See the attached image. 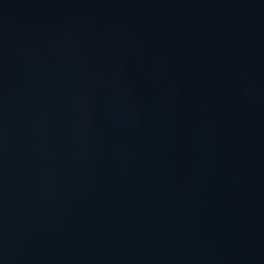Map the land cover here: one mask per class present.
I'll use <instances>...</instances> for the list:
<instances>
[{"label": "water", "instance_id": "water-1", "mask_svg": "<svg viewBox=\"0 0 264 264\" xmlns=\"http://www.w3.org/2000/svg\"><path fill=\"white\" fill-rule=\"evenodd\" d=\"M0 264H264V0H0Z\"/></svg>", "mask_w": 264, "mask_h": 264}]
</instances>
